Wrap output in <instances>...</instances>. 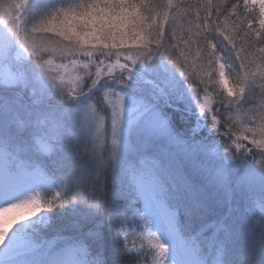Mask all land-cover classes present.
Masks as SVG:
<instances>
[{"label": "snow or ice", "instance_id": "obj_1", "mask_svg": "<svg viewBox=\"0 0 264 264\" xmlns=\"http://www.w3.org/2000/svg\"><path fill=\"white\" fill-rule=\"evenodd\" d=\"M257 59L264 0H0V264H264Z\"/></svg>", "mask_w": 264, "mask_h": 264}, {"label": "trees", "instance_id": "obj_2", "mask_svg": "<svg viewBox=\"0 0 264 264\" xmlns=\"http://www.w3.org/2000/svg\"><path fill=\"white\" fill-rule=\"evenodd\" d=\"M185 2V0H173V4H177V3H183ZM187 2L189 3H195V0H187ZM193 13L195 12V8L192 9ZM187 12V9H184V8H180L177 10V20H176V30H177V33L179 35H182L184 32L187 31L189 25L188 23L185 21V20H181L179 19V16H183L185 15V13ZM231 25V20L228 21V25L227 26H230ZM193 53L195 51V48L193 46V49H192ZM189 58H191V61H193V63L196 65H200L201 67V64L203 63L202 61H199L195 58L194 54L189 56ZM253 71H256L257 73H260V72H264V61H261L259 59L256 60L255 62V65L253 67ZM227 77V76H226ZM228 78V81H229V85L231 86V83H230V78Z\"/></svg>", "mask_w": 264, "mask_h": 264}, {"label": "rangeland", "instance_id": "obj_3", "mask_svg": "<svg viewBox=\"0 0 264 264\" xmlns=\"http://www.w3.org/2000/svg\"><path fill=\"white\" fill-rule=\"evenodd\" d=\"M54 64H58L60 61L59 60H54L53 61ZM189 71L192 72L193 74L197 73V72H201L202 71V68L200 67V65L198 64H194L193 61H191V58H189ZM62 75H63V72H62ZM67 78V77H65ZM225 86L226 87H231L229 85V81H228V78L225 77ZM259 206V199H257V207ZM19 209H10L9 212L5 213L4 214V217L5 219H9L13 216H16L18 213H19Z\"/></svg>", "mask_w": 264, "mask_h": 264}]
</instances>
